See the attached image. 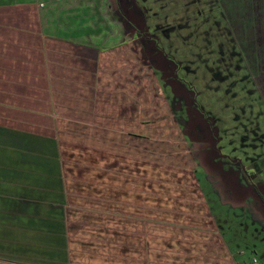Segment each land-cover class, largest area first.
Segmentation results:
<instances>
[{
    "label": "crops",
    "instance_id": "obj_1",
    "mask_svg": "<svg viewBox=\"0 0 264 264\" xmlns=\"http://www.w3.org/2000/svg\"><path fill=\"white\" fill-rule=\"evenodd\" d=\"M216 2L234 70L264 104V0ZM139 34L118 0H0L1 251L240 264ZM150 136H179L185 163L146 160L161 156ZM252 169L264 184V159Z\"/></svg>",
    "mask_w": 264,
    "mask_h": 264
},
{
    "label": "rangeland",
    "instance_id": "obj_2",
    "mask_svg": "<svg viewBox=\"0 0 264 264\" xmlns=\"http://www.w3.org/2000/svg\"><path fill=\"white\" fill-rule=\"evenodd\" d=\"M216 1L118 0L140 32L188 146L202 160L197 179L226 242L240 264H264V208L252 189L254 183L264 188L252 169L264 159V104L247 92L245 72L234 70L233 38ZM178 138L150 136L146 150L161 156L146 160L184 164L174 158L185 148ZM26 251L19 257L1 251L0 259L48 264L46 252Z\"/></svg>",
    "mask_w": 264,
    "mask_h": 264
},
{
    "label": "trees",
    "instance_id": "obj_3",
    "mask_svg": "<svg viewBox=\"0 0 264 264\" xmlns=\"http://www.w3.org/2000/svg\"><path fill=\"white\" fill-rule=\"evenodd\" d=\"M184 134V133H183ZM193 155H194V159H195V161L197 162V164H198V166L200 167V165L202 164V160H201V162H199L198 160H197V158H196V155L193 153ZM206 157V158H205ZM204 157V160H206V159H208L209 160V156L207 157V156H205ZM201 159V158H200ZM252 189H254L255 190V192L257 193V195H258V198L260 199V201H261V203H262V206H263V208H264V188H262L261 187V185H258V184H253V188Z\"/></svg>",
    "mask_w": 264,
    "mask_h": 264
},
{
    "label": "built area",
    "instance_id": "obj_4",
    "mask_svg": "<svg viewBox=\"0 0 264 264\" xmlns=\"http://www.w3.org/2000/svg\"><path fill=\"white\" fill-rule=\"evenodd\" d=\"M254 262L256 263V260H254Z\"/></svg>",
    "mask_w": 264,
    "mask_h": 264
}]
</instances>
